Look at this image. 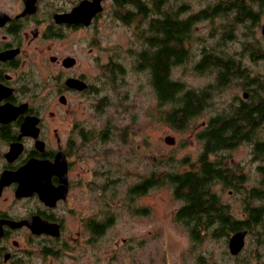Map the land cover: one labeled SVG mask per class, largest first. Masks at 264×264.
Segmentation results:
<instances>
[{
	"label": "flooded vegetation",
	"instance_id": "obj_1",
	"mask_svg": "<svg viewBox=\"0 0 264 264\" xmlns=\"http://www.w3.org/2000/svg\"><path fill=\"white\" fill-rule=\"evenodd\" d=\"M162 4L161 0H0V264H37L45 259L51 264L66 253L76 237L79 242L80 233L83 240H96L114 222L106 207L118 205L110 199L117 194L112 181L117 177L109 182L111 172L94 167L92 174L101 179L86 178L90 162L97 165L112 158L108 140L118 145L110 138L113 132L118 133V72L123 75L125 71L118 61V46L101 44L100 24L119 17L131 25L139 43L130 48L135 57L133 67L147 71L156 94L150 61L161 46L154 20H166L170 15ZM261 35L264 37L262 28ZM246 48L253 52L262 46ZM108 81L115 83V117L106 115L111 103ZM246 83L235 104L223 114L234 115L241 103L264 106L261 89L252 87L248 79ZM89 113L97 118L96 124ZM206 125L207 121L200 127ZM263 128L260 119L256 130V137L262 139L259 142L264 140ZM240 142L250 144L251 158L258 162V178L249 179L245 165L226 162L220 150L212 152L210 158L228 169L226 181L217 180L212 192L225 206L229 220L241 222L240 227L226 231L229 253L238 255L251 237L257 249L261 244V251L250 248L240 264H264V159L254 151L256 141L236 144ZM202 151L201 140L195 161H185L189 167L178 171L197 170ZM92 182L97 189L89 188ZM150 184H154L152 175L136 182L131 193L143 192ZM225 188L230 194L243 193L239 217L222 201ZM90 191L94 193L93 211L89 209ZM252 213H258L261 220L252 221ZM76 218L81 231L75 235ZM218 224L214 222L215 227ZM239 231H244L243 245L232 253L229 240Z\"/></svg>",
	"mask_w": 264,
	"mask_h": 264
},
{
	"label": "rangeland",
	"instance_id": "obj_2",
	"mask_svg": "<svg viewBox=\"0 0 264 264\" xmlns=\"http://www.w3.org/2000/svg\"><path fill=\"white\" fill-rule=\"evenodd\" d=\"M216 1L218 0H161L162 9L172 13L181 10L180 17L195 13ZM244 1L250 3L253 9L259 10L254 20L244 18L242 23H236L230 12L226 17H196L190 24L186 44L189 55L171 68L170 75L190 87H209L211 96L202 111L181 126L177 125L178 120L167 119L173 103H158L147 71H138L133 67L135 57L130 55H134L130 48L137 47L139 43L131 25L124 23L119 17L118 20L106 19L100 24L101 44L109 48L118 46V61H122L125 71L123 75L118 72V133L113 132V137L110 138L118 141V145L108 140V146L112 145L109 150L112 158L106 157L97 165L90 162L91 171L86 178L97 181L101 179L98 174H92L94 167L108 169L112 174L109 182L111 178L117 177V180H112L117 194L110 199L112 204L116 201L118 205L106 207V214H111L115 220L96 240H83L80 233L79 242L76 237L66 253L61 254L59 259H54L51 264H240L248 257L250 248L254 252L261 251V244L257 249V244L251 237L246 239L245 246L238 255L229 253L228 237L225 235H206L200 241L192 240L186 227L174 218L182 200L174 196L169 182H161V176L165 172L185 169L189 167L187 162L195 161L201 148V140L198 138L201 124L215 113L227 112L235 104L238 95L242 94L245 84L248 85L247 79L249 82L255 81L250 84L252 87H257L256 83H264V57L260 55L264 52V37L261 35L264 0ZM225 26L232 28L231 37L221 39ZM258 44L262 48H256L253 52L246 48ZM203 46L224 58L232 59L237 67L243 69H240L242 76L228 77L224 85L218 86L216 68L205 66L203 71H198L196 67ZM106 85V92L110 94L108 99L111 101L106 108V115L115 117V83L108 81ZM261 94H264V90ZM87 112L89 111L86 110V114ZM90 119L94 124L98 122L97 118ZM263 131L264 128L261 132ZM167 136L174 138L173 143L166 141ZM114 145L118 149V157ZM250 148V144L240 142L233 148L221 149L219 152L226 162L245 165V176L249 179L258 178V162L252 160ZM151 175L159 179L157 183L150 184L143 192L129 191L136 182ZM241 186L239 185V189ZM89 188L97 189V185L92 182ZM89 195V209L93 211L94 193L90 191ZM221 198L229 204L233 215L239 217L242 213L243 193L230 194L225 188L221 191ZM253 202L259 203L258 200ZM249 204H252L250 197ZM74 229L75 235L78 230L81 231L77 218ZM85 233V237L89 238L88 232ZM37 264L49 263L45 259L37 261Z\"/></svg>",
	"mask_w": 264,
	"mask_h": 264
},
{
	"label": "trees",
	"instance_id": "obj_3",
	"mask_svg": "<svg viewBox=\"0 0 264 264\" xmlns=\"http://www.w3.org/2000/svg\"><path fill=\"white\" fill-rule=\"evenodd\" d=\"M180 12L181 10L175 13L168 11L170 15H166V20L159 18L154 20V30L160 38L157 44L161 47L155 50L150 61L158 103H173L167 113V119L178 120V126L199 113L211 96L210 88L207 86L194 88L187 86L182 80L167 77L170 69L189 55L186 44L192 21L196 17L219 15L226 17L232 12L234 19L230 15L231 19L236 23H242L244 18L254 20L257 15L251 4L244 0H218L184 17H180ZM231 33L232 28L225 26L221 39L230 38ZM201 54L197 70L203 71L205 66L216 68L218 86L224 85L228 77L242 76L240 72L243 69L237 67L232 59L224 58L206 46H203ZM256 86L261 89L259 92L264 90V83H256ZM263 113L264 106L253 103L252 106H248L241 103L236 107L234 115L218 113L211 116L207 125L198 133L199 139L203 142V151L199 156L200 167L197 170L191 168L186 171H167L161 176V182H169L174 196L182 200V205L176 210L174 218L186 227L192 240L200 241L206 235H226V231L240 227L238 224L241 222L229 220L225 206L221 204L216 193L212 192V186L217 180L226 181L228 169L211 159L209 154L232 147L241 140H254L255 153H260L264 159V140L259 142L262 139L256 137L258 121L264 120ZM158 180L153 177V183H157ZM129 191L135 192L132 187ZM251 220L258 222L261 218L258 213H252ZM228 221L234 226L229 225ZM214 222L219 223L217 227L214 226Z\"/></svg>",
	"mask_w": 264,
	"mask_h": 264
},
{
	"label": "water",
	"instance_id": "obj_4",
	"mask_svg": "<svg viewBox=\"0 0 264 264\" xmlns=\"http://www.w3.org/2000/svg\"><path fill=\"white\" fill-rule=\"evenodd\" d=\"M261 28H262V32L264 33V24H262ZM165 139L169 143H172L174 141V138L169 136H167ZM243 236H244V231H239L231 236L229 240V248L232 253H237L239 249L242 247Z\"/></svg>",
	"mask_w": 264,
	"mask_h": 264
}]
</instances>
